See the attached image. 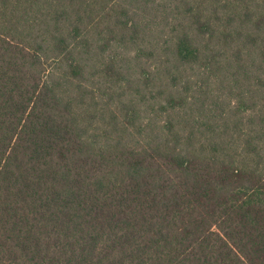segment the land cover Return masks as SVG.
<instances>
[{
	"label": "trees",
	"instance_id": "16d2710c",
	"mask_svg": "<svg viewBox=\"0 0 264 264\" xmlns=\"http://www.w3.org/2000/svg\"><path fill=\"white\" fill-rule=\"evenodd\" d=\"M0 264H264V0H0Z\"/></svg>",
	"mask_w": 264,
	"mask_h": 264
}]
</instances>
